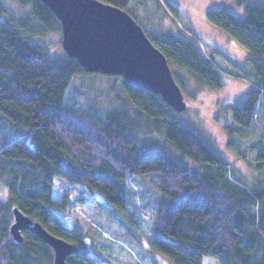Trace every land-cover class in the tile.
I'll return each mask as SVG.
<instances>
[{
  "label": "trees",
  "instance_id": "obj_1",
  "mask_svg": "<svg viewBox=\"0 0 264 264\" xmlns=\"http://www.w3.org/2000/svg\"><path fill=\"white\" fill-rule=\"evenodd\" d=\"M16 1L30 8L27 14L17 17L0 0V189L7 191L6 199L0 196V264H54L53 248L31 231L23 232V241L14 239V208L80 247L67 264H111L101 261V248L90 250L102 240L100 234L96 238L91 227L82 228L77 220L71 225L61 215L70 210L72 194L58 197L57 186L75 189V201L98 212L106 209L118 219L126 213L131 242L139 228L129 208L128 178L151 173L156 174L157 191L150 199L156 212L148 226L151 247L144 241L150 252L171 264H203L205 256L219 264H264V178L248 184L161 95L130 85L123 76L111 75L123 108L75 111L66 101L74 77L99 73L86 72L68 55L52 56L34 39L59 31L61 21L42 0ZM103 1L133 13L132 0ZM237 3L244 7L243 16L224 8L207 11L208 21L250 56L244 68L249 74L243 75L253 88L220 102V121L230 136L259 125L264 131V4ZM147 34L170 66L186 72L198 86L223 85L221 70L199 51V38ZM148 259L139 264H155Z\"/></svg>",
  "mask_w": 264,
  "mask_h": 264
},
{
  "label": "rangeland",
  "instance_id": "obj_2",
  "mask_svg": "<svg viewBox=\"0 0 264 264\" xmlns=\"http://www.w3.org/2000/svg\"><path fill=\"white\" fill-rule=\"evenodd\" d=\"M3 1L10 6L17 17L24 16L30 9L28 6H21L16 0ZM252 1L264 4V0ZM167 3L176 7L178 13H172ZM131 8L133 13L129 10L128 12L142 25L146 33L168 35L174 33L185 36L188 34L193 38H199L200 42L197 43L199 51L221 70L223 85L219 89L198 86L186 72L171 67L174 76L182 82L180 85L184 88L182 90L188 104L185 110L178 112L179 116L218 154L230 162L233 172L244 178L248 184L256 183L260 178H264V161L259 160L264 154L262 127L259 125L258 129L249 131L247 134L239 132L238 136H230L220 121V118L224 117L220 102L242 96L250 89L249 83L238 76L243 77V74L246 76L249 74L248 67L244 68L245 59L250 56H247L248 51L235 38L227 35L207 19L209 8H224L234 15L243 16L244 7L240 6L237 0H132ZM34 40L47 46L51 55L56 58L63 59L67 56L62 46L61 29L44 36H36ZM115 78L111 75L78 74L66 91V101L69 105L76 107L75 111L90 106L95 107L99 113H104L111 108H123L122 100L119 101L115 97ZM117 82L121 85V81L117 80ZM189 164L192 165V161H189ZM156 180V174L153 173L145 176L131 175L128 178L129 208L131 212H134L135 225L139 228L133 231L131 242L126 233L130 231L126 228V213L121 221V216L118 219V214L106 209L98 212L96 207L82 205L74 199L75 189H68L67 185L57 186L58 197L69 191L72 194V198H69L70 210L60 213L69 224L74 225L77 220L82 228L91 227L90 231L96 238L102 236L103 241L97 242L100 246L96 243L90 247V250L98 252V248H101L99 249L100 257L104 258L100 260L103 262L139 264L151 257L155 264H171L167 257L158 252H150L151 250L147 247L150 246L149 240L153 234L150 227L148 228L149 222H152L156 215L154 206L150 204L151 197L157 191L155 190ZM6 192V189H0L1 198H7ZM110 207L112 211L116 208ZM120 212L119 209V215H121ZM144 241L148 245H145ZM203 264L219 263L215 258L205 256Z\"/></svg>",
  "mask_w": 264,
  "mask_h": 264
},
{
  "label": "water",
  "instance_id": "obj_3",
  "mask_svg": "<svg viewBox=\"0 0 264 264\" xmlns=\"http://www.w3.org/2000/svg\"><path fill=\"white\" fill-rule=\"evenodd\" d=\"M61 21L62 46L86 72L120 75L133 86L161 95L177 113L188 106L166 55L127 10L103 0H42ZM14 239L29 230L54 250V264H67L80 247L54 235L40 221L14 208Z\"/></svg>",
  "mask_w": 264,
  "mask_h": 264
},
{
  "label": "crops",
  "instance_id": "obj_4",
  "mask_svg": "<svg viewBox=\"0 0 264 264\" xmlns=\"http://www.w3.org/2000/svg\"><path fill=\"white\" fill-rule=\"evenodd\" d=\"M238 76H240L241 77V79H243V80H245V81H247L248 83H249V87H250V89H251V87H252V84H251V82H250V80L248 79V78H246V76H244L243 75V77H242V75H238ZM249 80V81H248ZM251 85V86H250ZM249 89V90H250Z\"/></svg>",
  "mask_w": 264,
  "mask_h": 264
}]
</instances>
